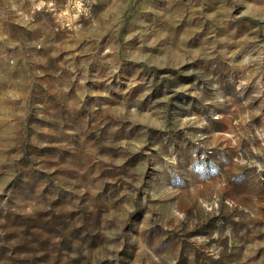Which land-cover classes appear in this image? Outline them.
Masks as SVG:
<instances>
[{
  "label": "rangeland",
  "instance_id": "rangeland-1",
  "mask_svg": "<svg viewBox=\"0 0 264 264\" xmlns=\"http://www.w3.org/2000/svg\"><path fill=\"white\" fill-rule=\"evenodd\" d=\"M0 264H264V0H0Z\"/></svg>",
  "mask_w": 264,
  "mask_h": 264
},
{
  "label": "trees",
  "instance_id": "trees-1",
  "mask_svg": "<svg viewBox=\"0 0 264 264\" xmlns=\"http://www.w3.org/2000/svg\"><path fill=\"white\" fill-rule=\"evenodd\" d=\"M133 215H134V213L131 214V216H133Z\"/></svg>",
  "mask_w": 264,
  "mask_h": 264
}]
</instances>
